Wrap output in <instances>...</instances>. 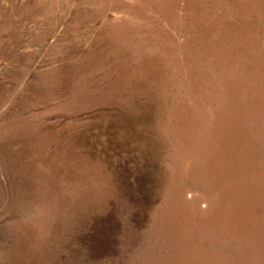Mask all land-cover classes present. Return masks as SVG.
<instances>
[{"label":"rangeland","instance_id":"1","mask_svg":"<svg viewBox=\"0 0 264 264\" xmlns=\"http://www.w3.org/2000/svg\"><path fill=\"white\" fill-rule=\"evenodd\" d=\"M263 260L264 0H0V264Z\"/></svg>","mask_w":264,"mask_h":264},{"label":"bare ground","instance_id":"2","mask_svg":"<svg viewBox=\"0 0 264 264\" xmlns=\"http://www.w3.org/2000/svg\"><path fill=\"white\" fill-rule=\"evenodd\" d=\"M165 1V0H164ZM181 2V1H180ZM170 3V2H169ZM193 8V7H192ZM217 8V7H216ZM179 9V8H178ZM160 10V9H159ZM233 10H234V8H233ZM250 10V9H249ZM232 11V10H231ZM222 12H224V11H222ZM212 16V15H211ZM202 17V16H201ZM161 18V17H160ZM203 18V17H202ZM205 18V17H204ZM216 18V17H215ZM240 18V17H239ZM201 19V18H200ZM193 20V19H192ZM243 21V20H242ZM183 22V21H182ZM174 23H176V22H174ZM179 23V22H178ZM177 23V24H178ZM243 24V23H242ZM180 25H182V24H180ZM211 25V24H210ZM183 27V26H182ZM206 28V27H205ZM182 29V28H181ZM204 29V28H203ZM232 30H234V29H232ZM239 30V29H238ZM212 32V31H211ZM183 33H184V31H183ZM189 36V35H188ZM199 37V36H198ZM201 45V44H200ZM185 52V51H184ZM186 56V55H185ZM240 108V107H239ZM235 112H236V110H235ZM218 113V112H217ZM237 113V112H236ZM235 113V114H236ZM218 117V116H217ZM224 117V116H223ZM222 118V117H221ZM220 118V119H221ZM225 120H226V118H225ZM225 135V134H224ZM222 137V136H221ZM221 141V140H220ZM216 142V141H215ZM222 144V143H221ZM211 145H213V144H211ZM220 145V144H219ZM219 148V147H218ZM221 148V147H220ZM208 151V150H207ZM210 152V151H209ZM221 152V151H220ZM216 153V152H215ZM222 153V152H221ZM217 155V154H216ZM211 161V160H210ZM255 175V174H254ZM234 207V206H233ZM232 207V208H233ZM252 211V210H251ZM255 215V214H254ZM252 216V215H251ZM232 220V219H231ZM236 222V221H235ZM249 222V221H248ZM253 222V221H252ZM251 223V222H250ZM236 224V223H235ZM261 224V223H260ZM242 227V226H241ZM264 261V260H263Z\"/></svg>","mask_w":264,"mask_h":264}]
</instances>
